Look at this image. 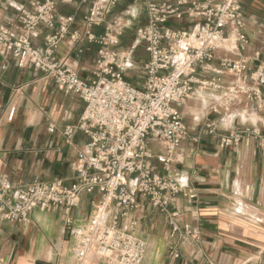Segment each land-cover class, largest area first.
I'll use <instances>...</instances> for the list:
<instances>
[{"label":"built area","instance_id":"1","mask_svg":"<svg viewBox=\"0 0 264 264\" xmlns=\"http://www.w3.org/2000/svg\"><path fill=\"white\" fill-rule=\"evenodd\" d=\"M7 0H0V4ZM90 2L83 18V31L70 33L73 18L61 19L55 32L48 35L41 49L31 43L39 26L54 28V0L32 3L19 27V35L10 37L0 27V48L10 54L20 68L30 65L51 78L57 88L74 94L84 103L80 119L67 126L63 135L69 141L82 132L89 141L77 156V175L70 183L62 180L32 182L11 188L0 185V221L27 223L36 210L61 209L65 218L71 264H141L145 242L135 235L136 221L130 215L138 208L136 197L158 209L170 227V255L177 259L178 244L185 238L199 241L188 225H180L181 213L170 210L178 197L194 198L192 188L155 172L152 161L165 169L174 160L188 131L177 106L199 88L217 93L207 115L224 116L235 107L248 109L258 105L262 113L258 124L239 119L238 124L219 133L207 122L209 134L219 135L221 148H237L247 137L264 141V93L248 84L254 74L246 75L247 61L217 57V50L229 40L234 51L248 45L244 34L241 0H141L146 23L136 31L135 40L125 50H118L124 25L119 19L108 20L118 0ZM189 18L198 23L188 32L168 27L172 20ZM105 27L97 39L91 29ZM68 38L72 43L86 40L100 46L90 80L58 60L55 52ZM138 44L144 46L148 60L140 87L125 78L129 60ZM219 63L213 68L214 61ZM256 74V73H255ZM231 78L224 83L222 77ZM52 132L53 128L48 127ZM161 152L155 154L151 145ZM83 195H98L91 202L87 218L75 225L71 216ZM238 203L231 205L237 215ZM213 264L212 262H208Z\"/></svg>","mask_w":264,"mask_h":264},{"label":"crops","instance_id":"2","mask_svg":"<svg viewBox=\"0 0 264 264\" xmlns=\"http://www.w3.org/2000/svg\"><path fill=\"white\" fill-rule=\"evenodd\" d=\"M43 1L7 0L0 4V27L10 37H16L25 15L33 10L32 3ZM54 1V28L39 26L31 36L37 49L43 47L45 38L56 31L64 17L74 20L70 33L84 30L83 18L90 2ZM241 8L248 45L242 51H234L235 44L229 40L217 50V57L245 59L246 75L254 74L256 79H248V84L264 93V0H241ZM123 17L128 19L121 20ZM136 18L146 23L141 0L117 1L108 20L119 19L124 25L121 43L131 35L134 40L137 30L130 26L137 23ZM197 23L183 18L170 21L168 27L190 32ZM91 32L99 39L105 27L94 26ZM132 43L117 49L125 50ZM99 48L95 42L83 40L74 44L66 38L55 56L81 79L90 80ZM147 60L144 46L138 44L130 57L126 80L140 87ZM218 65L215 60L213 68L218 69ZM222 79L224 83L231 80L227 76ZM216 99L217 93L197 88L178 105L188 137L169 167L165 169L152 161L158 175L194 190V198L178 197L169 208L181 213L180 225H188L199 241L185 238L177 242L180 256L173 258L165 215L136 197L138 208L130 217L136 221L135 235L146 244L141 264H264V141L247 137L237 148H221L219 135L205 129L207 122H213L219 133L238 124L239 119L258 124L262 113L258 105H252L248 109L235 107L224 116L207 115ZM83 109L84 103L77 95L64 93L51 78L30 65L18 67L17 61L0 48V185L6 182L14 188L32 182L73 181L77 156L89 139L76 132L68 141L63 131L78 122ZM49 126L52 132L48 131ZM151 149L155 154L161 152L157 143ZM97 199L98 195L81 197L79 206L71 212L75 225L87 218L91 202ZM234 202L238 203L237 215L231 213ZM69 246L61 209H36L27 223L0 221V264H71ZM46 252L50 253L47 257Z\"/></svg>","mask_w":264,"mask_h":264},{"label":"rangeland","instance_id":"3","mask_svg":"<svg viewBox=\"0 0 264 264\" xmlns=\"http://www.w3.org/2000/svg\"><path fill=\"white\" fill-rule=\"evenodd\" d=\"M127 19H128L127 17H123L121 20H127ZM136 19H137V18H136ZM132 23H134V21H133ZM143 24H144V23L141 21V19H137V23H136V24H132L130 27H132V29L136 31V30H137L138 28H140ZM132 37H133L132 35H131L130 37H126L122 43L120 42L119 45L122 46V44H128L129 41H134L135 38H134V40H133ZM120 46H118V47H120ZM139 76H141V75H139ZM139 80L141 81L142 79H139ZM140 84H141V83H140Z\"/></svg>","mask_w":264,"mask_h":264},{"label":"bare ground","instance_id":"4","mask_svg":"<svg viewBox=\"0 0 264 264\" xmlns=\"http://www.w3.org/2000/svg\"><path fill=\"white\" fill-rule=\"evenodd\" d=\"M49 252H50V251H49ZM49 252H48V253H49ZM48 253L46 252V254H45L46 256H45V257H47V254H48ZM49 254H50V253H49ZM49 256H50V255H49ZM44 259H45V258H44Z\"/></svg>","mask_w":264,"mask_h":264},{"label":"water","instance_id":"5","mask_svg":"<svg viewBox=\"0 0 264 264\" xmlns=\"http://www.w3.org/2000/svg\"><path fill=\"white\" fill-rule=\"evenodd\" d=\"M37 264H43V263H37Z\"/></svg>","mask_w":264,"mask_h":264}]
</instances>
